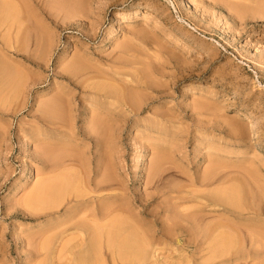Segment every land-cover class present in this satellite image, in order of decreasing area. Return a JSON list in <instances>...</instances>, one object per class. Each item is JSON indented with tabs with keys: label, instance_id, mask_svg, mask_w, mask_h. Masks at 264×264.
Wrapping results in <instances>:
<instances>
[{
	"label": "rangeland",
	"instance_id": "374dc122",
	"mask_svg": "<svg viewBox=\"0 0 264 264\" xmlns=\"http://www.w3.org/2000/svg\"><path fill=\"white\" fill-rule=\"evenodd\" d=\"M10 3L26 8L20 16H25L26 20L21 21L28 26L20 27V23V28L17 27L20 30L13 28L11 33H3L8 30L5 27L0 30V264L80 263L68 251L64 252L67 257L63 254L60 258L58 253L64 241L77 234L69 230L65 235L63 228H53L64 222V213L73 208V202H65L51 214L40 211L35 215L21 206L29 190L37 184L35 153L40 147L52 148L46 142L50 139L55 140L53 148L57 149L58 144L64 152L70 148L67 155L76 154L80 161L84 158L94 169L101 158L96 150L105 151V162L109 160L106 172L113 181L110 185L116 187L127 180V187L121 192L123 196L118 199L131 213L127 209L125 214L121 212L122 216L119 212L115 215L125 220L131 217L129 223H140H136L137 227L141 226L139 229L135 224L132 227L141 231L137 234L141 243L150 239V245L143 243L145 248H151L146 249L149 257H145L143 264H220L218 259L207 261L211 254L201 255V247H205L202 242L196 245L204 247L199 246L200 250L195 252L196 245L183 244L185 238L174 243L161 234L162 225L165 222L170 225L165 218L170 221L173 217L170 211L178 207V212L201 209L206 216L204 223L230 220L225 223L238 226L237 231L246 241L245 248L249 247L250 232L255 235L256 231L261 241L263 237L259 234L264 236V0H10ZM25 25L30 28L28 34ZM2 38L8 40V47ZM35 38L41 41L36 44ZM132 80L139 84H131ZM99 83L115 86L117 92L130 95L139 110L131 112L117 102L115 105L119 106L113 105L112 100H105L104 104L103 98L95 94ZM56 93L68 95L67 99L63 98L71 104L74 113L66 111L65 115L68 112L71 118L67 115L66 118L72 123L67 119L71 124L58 130L59 135L45 131L35 135L40 123L39 110L44 103L55 99ZM93 114L99 120L102 118V127L110 126L106 131L111 139L105 132L103 137L111 141L102 147L88 144L85 135L90 130L86 131L87 125L91 128L97 124L92 125L91 121L97 120ZM254 149L260 154L254 156ZM154 164L160 166V187L165 194L158 193L145 204L140 198L149 192L144 181ZM44 174L38 179L53 176L50 172ZM199 178L203 179L201 183L206 182L201 185ZM177 186L214 195L215 202L211 199L213 202H205L207 207L201 203L200 208L198 201L192 202L193 198L175 201L176 191L172 189L178 190ZM119 192L103 195H120ZM169 202L172 209L168 211ZM50 227L55 235L51 230V234H45ZM57 232L63 235L58 236ZM46 236L53 241H49L47 249L44 248L45 240L49 239ZM101 252L99 257L98 253L95 255L96 259L92 255V260L88 259L90 263L84 261L136 263L128 257L130 253L126 254L131 260L128 262L117 256L113 260L105 249ZM248 259L241 261L258 263L255 258Z\"/></svg>",
	"mask_w": 264,
	"mask_h": 264
},
{
	"label": "bare ground",
	"instance_id": "6f19581e",
	"mask_svg": "<svg viewBox=\"0 0 264 264\" xmlns=\"http://www.w3.org/2000/svg\"><path fill=\"white\" fill-rule=\"evenodd\" d=\"M13 1H15V0H13ZM21 2H22V0H21ZM18 3L21 4L20 2H18ZM17 6H15L14 4L10 3V0L9 1L0 0V30H1V28H4V27L6 29H8L7 31H5L3 29L4 30L3 33L10 32V30L13 31V28L16 31L17 27L18 28L24 27L23 25L26 24V23H22L23 19L25 18V16H23V13L25 11H23V13H22V16H23L22 18L23 19L20 16L21 15V11L23 9L26 10V8H22L21 9V7H23V6H18V7H20V9H19ZM27 8H28V6H27ZM25 13H26V15L28 14L27 11ZM29 13H31V11ZM18 14H19V16H18ZM31 15H33V14H31ZM18 18H20V21L22 19V21L20 22ZM24 20H26V19H24ZM34 20H35V17H34ZM28 21L29 20H27L26 22H28ZM20 23H22V26H20L21 25ZM33 24H34V22H33ZM39 24H41V23H39ZM26 25H25V29H24L25 32L30 30V28L29 29H28V27L26 28ZM31 25L32 24H30V26ZM39 27H40V25H39ZM32 29H34V27L33 28L31 27V30ZM18 30H20V29H18ZM39 30H42V29H39ZM25 32H23V33H25ZM19 33H21V32H19ZM38 33L40 34V32H38ZM26 34H28V32ZM36 34H37V32H36ZM36 34H35V36H36ZM41 34L44 35L43 33H41ZM8 36H6V38ZM19 36H20V34H19ZM40 36L41 35H39L38 37L40 38ZM31 37H32V35H31ZM47 37H49V36H47ZM3 38L5 39V37H3ZM17 38H18V34H17ZM26 38H27V35H26ZM33 38H34V34H33ZM36 38H37V36H36ZM36 38H35V42L37 44V41L40 42L41 40H37L36 41ZM4 39H3V41H4ZM40 39H42V38H40ZM44 39H42V40H44ZM5 41H6V39H5ZM45 41H47V40H44V42ZM52 41H53V39H52ZM21 43H23V42L21 41ZM9 44H8V40H7V42H5L4 45L5 46L7 45L6 47H8ZM48 44H50V43H48ZM18 46H19V44H18ZM43 46H44V44H43ZM19 48H20V46H19ZM37 49H38V47H37ZM39 50H40V48H39ZM31 58H33V57H31ZM6 64H8V63H6ZM4 65H5V63H4ZM0 67L2 68L1 65H0ZM7 67L9 68L10 66H7ZM8 78H11V77L8 76ZM2 79H3V77L1 78V80ZM4 79H7V78H4ZM104 81H106V80H104ZM3 82H5V81L3 80ZM133 82L136 85L139 84V81L132 80L131 84ZM113 87H115V86H113ZM113 87H111L110 85H106L104 83H101V84L99 83V85L96 84V86H95V92L96 93L95 94H97L99 98H101V99L103 98L102 102H104L105 100H110V102H111V100H112V101H114V104H113V102L111 104L115 105V102H117V103H119V105L127 106L130 109L131 112H137L139 110L138 104L131 98L130 95L126 94L125 92L119 93V91L118 92L116 91L117 90V89H115L116 87L115 88H113ZM55 92H54V94H55ZM59 92H61V91H59ZM62 94H66V93L62 92ZM56 95H58V96L56 97L54 95L55 99H53V100L51 99V101H48L49 103H47V104L44 103L45 106L42 107L43 109L40 108V110H39L40 111V113H39L40 115L38 117L40 123H39V126H38L37 130L35 131L36 133L34 132L35 135H39L40 133H42L44 131L47 132V133H52V134L53 133H55V134L57 133L59 135L58 130L63 129V128H67L69 126L70 122H67L68 118H66V115H67L68 112L70 114V112L72 111V110H70L71 104H69V102L64 100L66 95H64L65 97L62 96V95L59 96V94H57V93H56ZM67 97H68V95H67ZM67 97H66V99H67ZM224 99H228V97H224ZM106 102L107 101H105L104 104ZM119 105H115V106H119ZM120 107H122V106H120ZM66 111H68V112L65 115ZM95 113H97V112H95ZM97 114L96 115L93 114V115H95L97 117ZM93 115H92V117H93ZM96 117H95V119H97V120L94 121V123H93V120L91 121L92 125L97 123L96 126L94 125L95 127L91 126V128H89V125H87L88 127L86 128V131L89 130V129L90 130L87 131V133H85V135H86V137H88V139H87L88 144L95 145L96 147H98V146L102 147L105 143H109V141H111V140L108 141V139L110 137L108 136L109 133H107V131H106V130L109 129L108 127H110V126L108 124L106 126V124H105V126L102 127V125H104V123H102L103 120L100 121L102 118L99 120L98 117L97 118ZM69 118H71V117H69ZM107 119H109V117ZM68 121H71V120L68 119ZM114 121L116 122V120H114ZM110 122H108V123H110ZM71 123H72V121H71ZM98 123H100V124H98ZM112 124H113V122H112ZM106 128H108V129H106ZM71 130H73V129H71ZM66 131L71 132L70 130H66ZM104 132L107 133V136L109 138L107 136L103 137L105 135ZM43 138H44V136H43ZM58 140H59V138H58ZM58 140H56V141H58ZM38 141L39 140H37V143H38ZM43 141H44V139L42 141H40L41 144L44 143ZM54 141L55 140H53V139H50L49 141H46L49 144H52V145H48L49 147H52V148H48L47 149L46 148L47 146L45 144L44 145L40 144L41 146H46L45 147L46 149L45 148L40 149L41 148L40 147V148H38V151L36 153L34 152L35 153L34 159H35V162H37V165L35 164L36 169H37V176H36L35 180H37L36 181L37 184L35 182L36 186L34 185L35 187L34 188L32 187L33 189L31 188L29 190V196H27V198L25 197V199L21 203L22 204L21 206L25 209V212L26 211L29 212V213L35 212V215L36 214L38 215V212H40V211L43 212L44 211V213L51 214L52 212H54L56 210L57 211L60 210V208L64 205L65 202H68V201L73 202V203H71V204L74 205L73 208L72 209H68L67 212L64 213V215H65L64 216L65 217L64 222L63 223H58L55 227H53L55 230H57L59 228L60 229L63 228L62 229L63 232L61 231L63 234H65L69 230H71L73 233L77 234L76 236L71 234L70 237H72V235H73V238L69 237L70 240H67L66 243L64 241L65 244L63 243V246L61 245L62 247H59L60 249H59L58 253H59V256L61 255L60 258L63 256L65 251H68L72 256L75 257L74 260H77L78 262H80L79 264H81V262H84L86 264V263L89 262L90 259L92 260V258L97 253H98L97 254V256H98L99 254L102 253L101 251H103V249H105V251L108 252L113 257L112 258L113 260H114V257L117 256L118 258H121V260L123 258L122 261H124V259H128V257L131 256L132 257L131 260L134 259L133 261H134V263L136 262L135 264H143L142 263V262H144L143 260L145 259V257L148 256V255H146L147 251H148L146 249L147 248L151 249V248H149V246L147 248H145L147 246V244L150 245V243L148 241L149 238L146 239L148 242L146 240H142V243H141L140 242L141 240L140 239H139L140 241L138 240L139 236H137V234H139V231H140L138 229L141 227V226L140 227H137V226L140 223H137L138 221L136 222L138 225H136L135 221L134 222L130 221V223H129V220H130L131 217L128 219L129 216H127L128 220L126 219L127 220L126 221L125 219L117 217L115 215L118 212L120 214H121V212H124V214H125V212L128 209V208L126 209L124 207L126 209L125 210L123 208L124 204L121 205L119 203V199H118L120 196H123V195H121V192L123 193V190L126 189L125 187H127L126 186L127 180H125L123 183L120 181L121 184L119 185V183H118V185L120 187L118 185L116 186V187H119V188L112 187L110 185V182H113V181H111L112 179L109 177V174H107V172H106V169H108V168H106L105 165H108L107 162H109V160L105 162V157H103V155L106 154L105 151L102 152V151H100V149H99V151L96 150L97 157H101V158H99L98 162H96L97 164H96L95 169H94L93 164L92 163L89 164L88 162H86V160H83L84 158H82V160L80 161L81 157L78 158V156H76V154L74 156H73V154L67 155V154L70 153V152L67 153V151L68 150L71 151L70 148L67 151H65V152L60 149L59 144L57 145L58 148L56 147L57 149L53 148L54 146H56V144H54L55 143ZM59 143H62V141H60ZM53 144H54V146H53ZM61 145L63 146V144H61ZM73 148H75V147H73ZM35 149H36V147H35ZM101 149H103V148H101ZM105 150H107V149L105 148ZM76 153H77V151H76ZM253 154L255 156V155L260 154V152H259V150L254 149V153ZM109 155H106V157H109ZM91 156H92V154H91ZM142 157L139 158V161L142 160ZM155 160H157V159H155ZM153 161L154 160H152V162ZM157 164H158V162H157ZM157 164H154L153 168L151 167V170L149 169V172L146 173L147 175H146V178H145V181H144V186H145L146 192L148 190H149V192H147L146 194H144V196L142 198H140V200L142 202H145V204H146V202L150 201L153 197H155L156 194H158V193L161 194V192L165 191V190H162L163 187L162 188L160 187V183H161L162 178H161V175L159 173H161V170H159V168H158L159 165H157ZM250 170H252V169L250 168ZM49 172L53 175L52 177L49 176L50 174H48L49 177H47V175H46V178L38 179V178L42 177V174L49 173ZM207 173H209V171ZM213 173L211 172L212 175L215 174V173L214 174ZM40 175H41V177H39ZM207 177H208V175H207ZM192 178L190 179V181H191V183H194ZM199 179H201V178H199ZM202 180L203 179H201L199 181V183L201 185L206 182L204 180L205 182L201 183ZM207 180H209V178ZM185 181H186V179H185ZM188 182H189V180H188ZM206 184H208V182ZM187 186H189V185H187ZM187 186L186 187L183 186L184 188H182V187L178 188V186H177L178 190H176V188L173 187L175 189L174 190L171 187L173 192L176 191V192H174L175 196H173V199H175V201H179V200L181 201V199H185L186 200L188 198H191V199L193 198L192 202H193V200L198 201L197 203H200L199 205H201V206H199L198 204H196V205H198L201 208L203 206V204H201V203H204V206H206L208 204H205V202L207 203L209 201L214 200V198H213V197H215L214 195H210V194L209 195H205L206 193L204 192L205 194H203L204 195L203 196L202 194H200V192H198V193H196L195 191L191 192V190L193 189L192 187H195V185L191 186V188H190L191 190L189 189L190 191L189 190L188 191L185 190V188L186 189L189 188ZM111 191H120L119 192L120 195H117V194L116 195H103V194L109 193ZM195 194H197V195H195ZM198 194H200V195H198ZM171 195H173V193ZM231 195L232 194H230V196ZM232 197H233V195L231 196V198ZM169 198L171 199V197H169ZM173 199H171V200L173 201ZM122 200H124V199H122ZM171 200H169V201H171ZM228 200H230V199H228ZM214 202H215V200H214ZM232 202H234V201H231L230 203L234 204ZM68 204H69V202H68ZM166 204H169V208H167L168 207V205H167L166 209H168V211L171 210L172 208L170 206V202L166 203ZM175 204H176V202H175ZM177 204H179V203L177 202ZM171 205L173 206V204H171ZM211 205H212V203H211ZM173 208H175V207H173ZM178 208L180 209V207H178ZM178 208L177 209L176 208L172 209L173 212H172V210L170 211V213H173L172 214L173 217H172V219L170 217V221H169V219L167 220V218H165L166 221L170 222V225H169V223L165 224L166 223L165 222L164 225H162V227L160 228L161 232H162L161 234H163L164 236H167L174 243H178L180 238L183 237V238H185L184 239L185 242H183V244L186 243L187 245L192 244V245L195 246L196 244H200L202 242L201 244H203V245L205 244V247L208 245L207 246L208 248L206 247L207 249L203 245H201V246L204 247L202 249V247L199 245L201 247V252H200L201 255H202L203 252L205 254L207 253L206 256L207 255L209 256L211 254L210 256L212 258L211 257L208 258L207 259L208 262H209L210 259L212 261H215V260L218 259V261H220V264H222V263L223 264H226V263L229 264L230 262L231 263L234 262L233 260H237V263L236 262L235 263L238 264L239 261L242 262L241 260H244V259L247 260L248 258H253V259L255 258L258 261V263L256 261L257 264H264V258H263V255H264V243H261L262 241H264V240H262V239H264V236L262 234H259V235H261V237H263L261 239V241L259 242L260 236H258L256 234V231H254L255 235H253V233L250 232L251 230L248 229V231L250 230L249 232H250V234H252V237L248 236L249 239L246 238V239L249 240L248 241L249 247L245 248L244 247L245 246L244 245V241L245 240H242L243 239V235L241 236L240 235L241 232L237 231V229H236V228H238V226L236 228L233 227V226L230 227V224H231L230 222H228V223H230L229 226H228L226 224L227 223L226 221L228 219L227 220L225 219L226 221H224V222H221L224 219L223 220L220 219L218 221V223H217L216 219H215V222H213V220H214V218H213V220H212L213 223L212 224L211 223L210 224L209 223H204V221L206 220V219L204 220V218L206 216H204L205 215L204 212L201 213V211H202L201 209H200L201 210L200 211L196 207H194L193 209H195V210H193V209H190V210L184 209L185 210L184 211L183 209H181V211L178 212V211H176V210H178ZM190 208H192V207H190ZM196 209H197V211H196ZM129 210L130 209H128V211ZM162 210H164V209H162ZM22 211H24V210H22ZM128 211H127V213H131L130 211L129 212ZM198 211H200L201 217L198 214ZM86 212H88V214ZM124 214H123V217L125 218L126 215L124 216ZM120 216H122V214ZM123 220H125V221H123ZM131 220H133V217H132ZM228 221H230V220H228ZM222 223H225V224H222ZM129 224L130 225L132 224V225L130 226ZM134 224L136 225V227L138 229L134 228L135 227ZM132 226H134V227H132ZM241 226H242V224H241ZM241 226L239 228H241ZM46 227L48 228V226H46ZM64 227H65V230H64ZM66 227H68V228H66ZM248 227H246V228H248ZM242 228H245V227L242 226ZM54 229H53V231H52V227H50L48 230L46 229L45 234L46 233L48 234L50 232V230H51V232H53V234L55 235ZM155 229H156V227H155ZM228 230H230V231H228ZM235 230L237 232H235ZM59 231L60 230H58V232ZM232 231L234 233H232ZM51 232H50V234H51ZM154 232H157V231L154 230ZM245 232L247 233V231H245ZM60 233H58L57 235L59 236V235L62 234V233L61 234ZM257 233H259V232H257ZM57 235H56V237H57ZM245 235H248V234H245ZM135 236L137 237V239H136ZM146 236H147V234H146ZM142 237L143 236H141V238ZM162 237H160V238H162ZM255 237H256V239H255ZM145 238H147V237H145ZM44 239H45V236H44ZM45 241H46V243H44V248L47 249L50 246L49 244H51V242L53 243V241H51V237H49V239H47ZM49 241H51V242L49 243ZM143 243H145L146 246ZM159 243H157V244H159ZM180 246H182V245H180ZM199 246L196 245V248H194L195 252H196V250L197 251L200 250V248H198ZM42 248H43V245H42ZM204 249H206V250H204ZM246 249H248V250H246ZM247 251H248V253L246 254ZM48 252H49V250H48ZM244 252H245V254H244ZM44 253L46 254V252H44ZM127 253H130L131 255L130 254L128 255ZM200 253H198V254H200ZM204 253H203V255H205ZM45 254H44V256H45ZM56 254H57V252H56ZM126 254L128 255V257L126 256ZM155 254H156V252H155ZM195 254L196 253H194V255ZM66 255H67V253L64 254L65 257H67ZM92 255H94V256H92ZM48 256H51V254L48 255ZM72 256H70V257L72 258ZM97 256H95L94 258L96 259ZM74 260H73V263H74ZM84 260H87L88 262H85ZM131 260L128 259L126 261H128V262L130 261L131 262ZM212 261H211V263H212ZM221 261H222V263H221ZM248 261H249V259H248ZM253 261H255V260H253ZM253 261H251V262H253ZM145 262H146V260H145ZM121 263L122 264H126V263H123V262H121ZM235 263H232V264H235ZM242 264H243V262H242Z\"/></svg>",
	"mask_w": 264,
	"mask_h": 264
}]
</instances>
